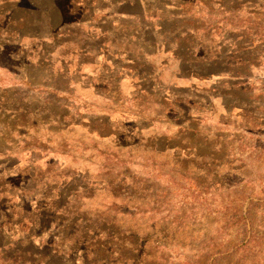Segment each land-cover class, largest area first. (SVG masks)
<instances>
[{
  "label": "rangeland",
  "instance_id": "374dc122",
  "mask_svg": "<svg viewBox=\"0 0 264 264\" xmlns=\"http://www.w3.org/2000/svg\"><path fill=\"white\" fill-rule=\"evenodd\" d=\"M147 1L152 6L145 1H134L121 5L118 12L153 19L154 8L162 10L161 5H165L163 13L173 18L167 22L168 39L172 40L183 27L192 28L195 31L190 42L198 53L216 57L221 56L224 49L225 52L230 50L236 65L246 66L235 70L241 74L239 77L248 80V89L237 94L233 92L236 88L228 91V86L220 81L225 77L205 81L193 79L191 82L174 78V72H180L179 64L172 61V52H167L170 57L167 70L171 75L165 77V81L170 87L160 92L163 95L171 92L174 98L183 96L178 98L183 103L181 107L185 108L181 114L184 118L192 115V120L185 123L168 113L160 114L150 100L140 101L131 96L134 91L131 79L122 82L120 101L112 105L107 103V93L96 95L87 87L100 84L104 78L98 68L101 64L94 65L88 55L71 59L65 54V60L73 61L71 70L76 72L78 63L83 79H80L74 97L67 101L63 96L57 101L47 92L41 94L43 90L37 88L38 77L43 76L37 68L28 66V74L21 80L18 73L23 61L13 62L1 54L0 149L11 153L0 155V178L14 191L7 197L11 206H17L13 211L14 220L25 218L28 209H34L33 217L30 214V219L26 218L25 222L32 223L35 231L40 224L51 226L57 239L52 249L42 245L48 239L52 240V236L46 242L44 238H37L28 243L22 236L26 237L29 230L14 226L13 240L10 237V242L14 243L6 251L0 248V264L26 261L32 264H82L85 255L88 260L93 259L91 264H96L94 260L102 255L104 248L97 249L98 244L94 242H80L77 249L71 251L67 242L71 241L72 232H64L68 240L62 247L58 235H62L63 230L54 226L49 216L40 218L35 207L63 197L70 201V207L76 203L75 207L81 209L80 214L94 215L104 203L110 202L101 189L104 183H100L105 167L108 169L107 164L113 159L109 155L126 163L122 166V172L128 178L124 185L132 193L133 203L136 205V201H140L139 193L144 195L139 202L141 205L147 207L145 202L152 201L149 210H145V222L159 221L164 230L163 234L160 230L155 233L156 228L153 232L146 228L147 234L142 237L148 236L152 241L145 249L152 260L144 263L140 260L138 264H264V0ZM94 5H101V1L95 0ZM102 5H106L105 0ZM172 12L177 15L173 16ZM88 15L80 21L88 20ZM98 20L100 18L95 14L91 26ZM146 22L145 25L154 24L153 20ZM125 26L122 23L115 28ZM82 28L84 31L74 28L68 34L72 36L71 42L78 45L75 49L96 47L95 42L89 41L95 30ZM5 31L4 27L0 29V41L5 40ZM150 37L146 36V39ZM4 50L14 51V48ZM192 68L193 63L184 65L182 72L187 73ZM55 70H61L60 74L67 77L58 62ZM59 76L56 75V79ZM181 89L188 91L183 93ZM215 91L217 95L214 96ZM62 105L69 106L67 113ZM24 107H28L29 114L18 117L19 109ZM164 108L165 105L159 109ZM231 109V116L223 114ZM62 114H66V121L72 123L62 137L66 149L70 147L69 153L75 155L76 164L72 168L77 169L69 174L70 178L58 175L61 168L52 167L49 164L52 162L48 161L53 158L63 163L65 157L37 152L27 134L38 130L41 149H51L55 144L50 141L54 139L57 126L50 117ZM83 116L90 118L87 121L91 125L83 121ZM139 116L144 121H139ZM177 124L187 126L181 134ZM113 131L126 135L114 137ZM20 147L33 153H20ZM165 148L167 150L161 151ZM113 163L115 161L111 165ZM87 171L90 173L86 174ZM27 174L34 175V179L31 181ZM133 178L142 179L146 194L140 186L130 188L129 179ZM134 190H138V198ZM117 204L121 205V202ZM124 206L127 205L119 207L120 214L124 213ZM117 219L118 228L114 227L110 232L126 230L134 224L131 218L117 216ZM141 224L143 221L136 227L143 229L139 227ZM104 238L105 235H101L100 242ZM2 241L0 238V245ZM108 242L117 246L114 240ZM55 248L58 253L54 252ZM63 249L66 254L61 252ZM4 258L9 261L5 262Z\"/></svg>",
  "mask_w": 264,
  "mask_h": 264
},
{
  "label": "trees",
  "instance_id": "16d2710c",
  "mask_svg": "<svg viewBox=\"0 0 264 264\" xmlns=\"http://www.w3.org/2000/svg\"><path fill=\"white\" fill-rule=\"evenodd\" d=\"M98 1H101V5L104 2V0ZM134 1H145L152 6L147 0H105L106 5L102 6H95V0H0V19H2L0 20V29L4 27V30H6L5 40L0 41V55H4L7 59L13 60V62L23 61L20 72L18 73L19 79L21 80L25 74H28L26 69L28 66L37 68L39 74L43 75H39L38 77L39 81L37 82H39L40 88H37L43 90L41 94L47 92V95H51L56 98L57 101L58 98H62L63 96L67 97V101L70 97H74L76 87L80 79H83V75L79 74L80 67L78 63L76 72L75 69L71 70V68L73 69L74 67L73 61L70 59H68L69 61L65 60V54L67 53V57L69 56L71 59L77 57V55L78 57L81 55H88L90 59L93 60L94 65L101 64L98 68L99 72L101 71L100 76H104V78L100 84L93 83L92 85H87V87L93 89L96 95L107 93L105 97L107 103L112 105L115 102H119L122 94L120 91L122 82L126 79H131L134 84V91L131 96L134 95L135 99L140 101L148 99L153 103V106L160 114L168 113L170 116L178 118L177 120L181 119L185 123L192 120V115H188L184 118L181 114L185 108L181 107L183 103L181 99L178 98L183 96L180 95L181 97L178 96L174 98L175 95L171 92H168V94L165 93V95L160 92L161 90L167 89L169 86L168 82L165 81V77L169 78L171 75L167 70L170 59L167 52L171 51L172 61L179 64L180 72H174V78L180 80L184 79L185 82H191L193 79L205 81L213 77H225L221 78L220 81L221 84L228 86V91H233V88H236L233 92L237 94L238 92L248 89V80L239 77L241 74L235 70L245 65H236V58L233 56V52L230 50L229 52H225L224 49L221 56L216 57L205 55L200 51L198 53L192 46V42H190L195 31L192 28L183 27L177 31L172 40L168 39L167 33L169 28L167 22L172 17L163 13V9H165V5L163 4L161 5L163 11L154 8L153 14H155V17H153V19H149L146 16H125L119 14L118 10L121 5ZM99 7L101 8L98 9ZM87 13H89L88 16H90V18L86 21H80V18ZM95 14L100 20L94 23L95 26H91L93 22L92 18ZM98 14L100 16H98ZM172 15L176 16L177 14L172 12ZM149 20H153L154 24L145 25L144 23H147L146 21ZM122 23H124V26L126 24V26L119 29L115 28V26H121ZM83 26L85 29L93 28L95 30L92 31V38L89 41L95 42L96 47L87 49L86 47L82 48V46H79L75 49V46L78 45L71 42L70 38L72 39V36L70 37L68 34L74 28L84 31L82 28ZM98 32L99 34L96 35L95 33ZM144 34H146L147 37H151L146 39ZM64 43L67 45H64ZM173 43L174 48L171 47ZM63 46H68L66 48L67 51H64L66 49ZM7 48H14V51L4 50ZM228 48L230 47L228 46ZM232 51L235 50L233 49ZM56 61L60 64V67H62L63 73L67 74V77L60 74L61 70H55ZM190 63H193L192 71H188L187 73L182 72V66L189 65ZM46 66H49V70H47ZM12 69H14V67ZM44 69L45 71H43ZM56 75L60 76L56 79ZM75 76H77V80ZM33 78H31V82L34 81ZM55 80H57L58 84ZM53 81H55V84H53ZM231 81L233 83L229 85ZM180 91L186 93L188 90L181 89ZM65 93H67V95ZM166 95L171 96H167L166 98ZM213 95H217V92L215 91ZM228 98H230L229 94ZM164 105L166 108L159 109ZM62 107L64 111L69 109L68 105H62ZM26 108L28 107L19 109L18 117H24L26 114H29ZM232 111V109L224 111L223 114L231 116ZM65 113H67V111ZM241 113H244V111L241 110ZM65 115L66 114H62L60 117H50L54 118L57 126L53 137L54 139L50 141V143L55 144L51 149H41L42 147L38 141L40 137H37V132L39 133L37 130L38 128H34L37 132L30 133L29 131L27 134L31 139L30 142L32 146H34L33 148L37 150V152L45 151L49 153L50 156L65 157L63 163H58L59 160L53 158H48V161L52 162L49 163L52 167L61 168V171H58V175L70 178L69 174L77 168H72L76 164L75 155L69 153L70 147L66 149V142L62 139L64 131L68 130L72 125L71 121H66ZM107 117L108 116H106V118ZM137 118L139 121H144L140 116ZM82 119L88 125H91L90 122L87 121L90 118L83 116ZM139 125L141 126V124ZM177 127L180 130L178 133L181 134L184 132L183 128L187 126L177 124ZM188 130L189 128L187 131ZM137 131L142 130L141 128H137ZM111 135L114 137H125L126 134L113 131ZM48 138L50 139L51 137ZM73 148L77 147L74 146ZM165 150H167V148L161 151ZM19 151L20 153H33V151H29L26 148L21 149V147ZM7 153L10 154L11 151L3 152L0 149V155H5ZM109 156L113 159L107 164L108 169L105 167V173H103L100 182L102 184L104 183L101 189L107 195L110 201L109 203H104L94 215L87 217L86 214H80L81 209L80 207H75L77 205L76 203L70 207V201L68 202L67 199L60 197L58 200L53 199L43 205H40L41 203L38 204L35 207L38 210L37 215L40 218H44V215L49 216L53 225L56 227L59 226L63 230L62 235H58L62 247H65L68 243L70 245L69 249L74 251L77 249L80 242H82L81 244L94 242L98 244L97 249L104 248L102 255H99V257L94 260L97 261L96 264H138L140 260L144 263L146 260H152L145 251L147 247L152 245V241L148 236L143 238L142 234H147L146 228L151 232L156 228L155 233L160 230V233L163 234L164 230L161 228L159 221L145 222L144 214L149 210L148 206L152 201L145 202L147 207L141 205L139 202L143 200L142 198H144V195L139 193L138 189L134 190V195L138 198L139 193L140 197L138 200L140 201H136V205L133 203L131 199L132 193H130L129 189L124 185V181L128 180V178L124 176L125 174L122 172V166L126 163L118 161L117 159H119V157H115L114 155ZM113 161H115V163L111 165ZM89 173V171L86 172V174ZM26 176L31 181L34 179V175L32 174H27ZM72 177H76V174H72ZM104 177L107 179H104ZM142 182V179H129L130 188L140 186L142 187L140 190L145 193ZM11 194H14V191L7 188V182L0 178V238H3L0 248L6 251L7 248L14 243L10 242V237L13 240V234L15 233L14 226L19 225L20 229L29 230L26 237L22 236L28 243H31V240L37 238H44L46 242V240L52 236V240L48 239L47 243H42L43 246L52 249L57 239V236H53L52 233L54 229L51 226H43V224H40V228L35 231V226L32 225V223L25 222L27 219H30V214H32L31 217H33L34 209H28L25 218L21 219V217H17L14 220L15 214L13 211L17 206L14 207L10 205L7 197ZM86 198L89 200L90 196L87 195ZM150 199L153 198L150 196ZM118 201L121 202V205H127L124 206V213L122 214L119 213V207L121 205L117 204ZM117 216L131 218L134 222L133 226L126 230H120L119 232H110V229L114 227L118 228L119 226ZM139 221H143V224L139 226L143 227V229H138V227H136ZM44 224H47V221ZM68 225L69 227H67ZM106 230L109 233H107ZM64 232H72L71 241L66 243L68 239L67 235H64ZM101 235H105L102 242L99 240ZM94 238L96 240H94ZM108 240L116 241L117 246L112 245ZM57 250L58 248H55L54 252L58 253ZM61 252L66 254L64 249ZM19 253L21 252H17V254ZM11 257H13V255ZM3 260L5 262L9 261L5 258ZM92 261L93 259L88 260L87 255H85L82 264H91ZM19 262L15 261V263ZM23 264H32V262L26 261Z\"/></svg>",
  "mask_w": 264,
  "mask_h": 264
}]
</instances>
